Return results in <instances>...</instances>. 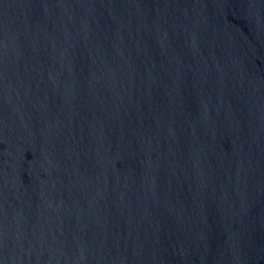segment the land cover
<instances>
[{
    "label": "water",
    "instance_id": "1",
    "mask_svg": "<svg viewBox=\"0 0 264 264\" xmlns=\"http://www.w3.org/2000/svg\"><path fill=\"white\" fill-rule=\"evenodd\" d=\"M0 264H264V0H0Z\"/></svg>",
    "mask_w": 264,
    "mask_h": 264
}]
</instances>
